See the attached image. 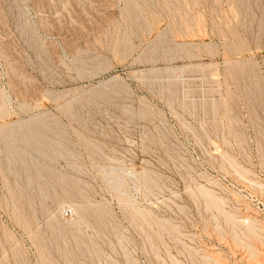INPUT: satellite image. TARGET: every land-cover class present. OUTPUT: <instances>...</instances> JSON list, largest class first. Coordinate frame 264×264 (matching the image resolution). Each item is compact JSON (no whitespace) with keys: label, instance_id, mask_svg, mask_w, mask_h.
<instances>
[{"label":"rangeland","instance_id":"1","mask_svg":"<svg viewBox=\"0 0 264 264\" xmlns=\"http://www.w3.org/2000/svg\"><path fill=\"white\" fill-rule=\"evenodd\" d=\"M263 180L264 0H0V264H264Z\"/></svg>","mask_w":264,"mask_h":264},{"label":"built area","instance_id":"2","mask_svg":"<svg viewBox=\"0 0 264 264\" xmlns=\"http://www.w3.org/2000/svg\"><path fill=\"white\" fill-rule=\"evenodd\" d=\"M240 223L242 226L256 222L264 226V180L258 181V191L245 192L242 198Z\"/></svg>","mask_w":264,"mask_h":264},{"label":"bare ground","instance_id":"3","mask_svg":"<svg viewBox=\"0 0 264 264\" xmlns=\"http://www.w3.org/2000/svg\"><path fill=\"white\" fill-rule=\"evenodd\" d=\"M204 193L207 194V192H204ZM206 194H205V195H206ZM207 195H208V194H207ZM212 203H213L214 205L218 206V202H217V201L212 200ZM227 219H228V222H229V223H233V222H234V218H233L232 216H229V215H228ZM228 222H227V223H228ZM253 223H254V222H253ZM253 223H251L252 225H249V224H248L250 229L254 228V225H255V224H253ZM230 225H231V224H230ZM246 229H248V227H247ZM248 230H249V229H248ZM257 230H258V229H257ZM254 231H255V230H254ZM233 232H234V231H233ZM251 232H253V231H251Z\"/></svg>","mask_w":264,"mask_h":264},{"label":"crops","instance_id":"4","mask_svg":"<svg viewBox=\"0 0 264 264\" xmlns=\"http://www.w3.org/2000/svg\"><path fill=\"white\" fill-rule=\"evenodd\" d=\"M259 233H260L259 231L252 232V236H258Z\"/></svg>","mask_w":264,"mask_h":264}]
</instances>
